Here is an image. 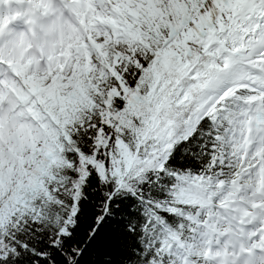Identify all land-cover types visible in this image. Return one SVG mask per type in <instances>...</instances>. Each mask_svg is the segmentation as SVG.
Instances as JSON below:
<instances>
[{"label": "snow or ice", "instance_id": "obj_1", "mask_svg": "<svg viewBox=\"0 0 264 264\" xmlns=\"http://www.w3.org/2000/svg\"><path fill=\"white\" fill-rule=\"evenodd\" d=\"M0 264H264V0H0Z\"/></svg>", "mask_w": 264, "mask_h": 264}]
</instances>
